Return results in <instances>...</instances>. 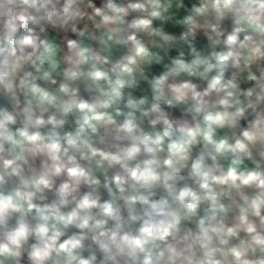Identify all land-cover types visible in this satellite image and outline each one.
I'll return each instance as SVG.
<instances>
[{"label": "clouds", "instance_id": "clouds-1", "mask_svg": "<svg viewBox=\"0 0 264 264\" xmlns=\"http://www.w3.org/2000/svg\"><path fill=\"white\" fill-rule=\"evenodd\" d=\"M0 264H264V0H0Z\"/></svg>", "mask_w": 264, "mask_h": 264}, {"label": "crops", "instance_id": "crops-1", "mask_svg": "<svg viewBox=\"0 0 264 264\" xmlns=\"http://www.w3.org/2000/svg\"><path fill=\"white\" fill-rule=\"evenodd\" d=\"M97 3H99V0H97Z\"/></svg>", "mask_w": 264, "mask_h": 264}]
</instances>
